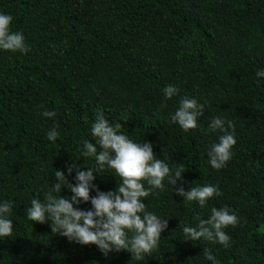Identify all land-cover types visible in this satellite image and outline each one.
I'll return each mask as SVG.
<instances>
[{
	"label": "trees",
	"instance_id": "16d2710c",
	"mask_svg": "<svg viewBox=\"0 0 264 264\" xmlns=\"http://www.w3.org/2000/svg\"><path fill=\"white\" fill-rule=\"evenodd\" d=\"M0 13L13 17L10 30L22 32L30 48L0 50V203L12 202L13 222L12 235L0 237V264H212L204 248L220 264H264V77L256 76L264 69V0H0ZM169 85L179 92L161 108ZM184 97L203 105L198 127L188 132L170 123ZM44 109L56 116L43 117ZM97 113L119 122L134 142L152 143L154 158L170 168L183 163L175 187L221 192L201 208L183 202L165 179L164 190L143 203L168 228L143 260L70 242L52 233L50 222L26 218L31 200L43 201L52 190L55 171L75 185L69 164L94 167L81 152L85 140L95 144ZM214 117L235 127L232 159L220 170L207 157L223 134L208 131ZM53 127L54 142L47 139ZM94 175L101 192L120 183L113 170ZM225 206L239 218L225 229L227 248L188 241L178 228Z\"/></svg>",
	"mask_w": 264,
	"mask_h": 264
},
{
	"label": "clouds",
	"instance_id": "9594fccd",
	"mask_svg": "<svg viewBox=\"0 0 264 264\" xmlns=\"http://www.w3.org/2000/svg\"><path fill=\"white\" fill-rule=\"evenodd\" d=\"M12 20L11 15L0 13V50L27 54L30 48L25 44L22 32L10 30ZM256 76L264 77V69L258 70ZM178 92L179 89L172 85L165 87V101H162L160 107L166 108V101L171 100ZM40 107L43 108V105ZM202 114L203 105L194 98L184 97L179 108L170 115V123L188 132L198 127L197 120ZM41 115L54 118L56 112L44 109ZM121 127L119 122L111 124L103 113H97L90 129L95 144L85 140L81 152L83 158H94V167L81 171L79 165L69 164L67 174L71 176L75 170V185L68 182L64 171H55L56 182L53 183L52 190L45 195L43 201L37 198L31 200V206L26 209V218L40 224L50 222L52 233L66 237L70 242L94 244L105 254L113 250H124L131 253L132 259L143 260L158 248L161 234L168 228V220H162L156 214L146 211L147 206L143 203L145 198L155 194L157 190H164L165 179L172 186L174 194L183 197V202H198L201 208L209 198L219 196L221 192L218 186L212 185L192 187L190 191H185L183 186L175 187L183 179V163L170 168L163 159L154 158L152 143L134 142L121 133ZM208 131L223 133L219 136L218 143L212 144L207 152L211 167L220 170L232 159L231 150L236 144L235 127L231 120L214 117ZM58 135L53 127L47 133V139L54 142ZM106 169L113 170L120 178L115 190L107 193L99 191L92 183L96 178L94 173L98 174ZM63 188L70 191V197L53 195V192L60 194ZM93 189L96 190V195L90 196ZM89 201L92 205L90 210L74 207ZM11 210V201L0 203V237L12 235L13 222L8 219ZM195 219L198 224L194 227L183 221L179 223L178 228L182 230L186 240H203L225 248L229 246L231 239L225 229L239 223L235 211L227 206L212 208L207 219H201L199 214ZM203 257L212 264H220L207 248H204Z\"/></svg>",
	"mask_w": 264,
	"mask_h": 264
}]
</instances>
